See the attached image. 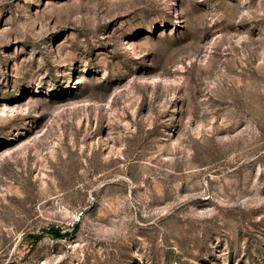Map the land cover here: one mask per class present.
I'll list each match as a JSON object with an SVG mask.
<instances>
[{
  "label": "rangeland",
  "instance_id": "374dc122",
  "mask_svg": "<svg viewBox=\"0 0 264 264\" xmlns=\"http://www.w3.org/2000/svg\"><path fill=\"white\" fill-rule=\"evenodd\" d=\"M0 264H264V0H0Z\"/></svg>",
  "mask_w": 264,
  "mask_h": 264
},
{
  "label": "trees",
  "instance_id": "16d2710c",
  "mask_svg": "<svg viewBox=\"0 0 264 264\" xmlns=\"http://www.w3.org/2000/svg\"><path fill=\"white\" fill-rule=\"evenodd\" d=\"M48 233L52 234L55 237H62L63 233L61 231V229L59 228H51L48 230Z\"/></svg>",
  "mask_w": 264,
  "mask_h": 264
}]
</instances>
